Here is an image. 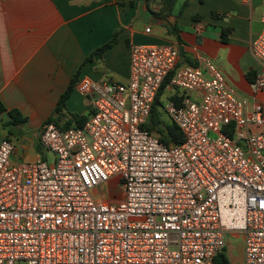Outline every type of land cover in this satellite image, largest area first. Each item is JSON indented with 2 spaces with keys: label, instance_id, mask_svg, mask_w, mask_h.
Masks as SVG:
<instances>
[{
  "label": "built area",
  "instance_id": "obj_1",
  "mask_svg": "<svg viewBox=\"0 0 264 264\" xmlns=\"http://www.w3.org/2000/svg\"><path fill=\"white\" fill-rule=\"evenodd\" d=\"M262 24L252 100L203 56L179 66L175 46L136 44L127 83H79L92 102L83 127H42L52 164L13 162L3 140L0 264H215L230 234L245 264H264V14ZM171 74L184 97L163 110L180 145L146 127Z\"/></svg>",
  "mask_w": 264,
  "mask_h": 264
},
{
  "label": "crops",
  "instance_id": "obj_2",
  "mask_svg": "<svg viewBox=\"0 0 264 264\" xmlns=\"http://www.w3.org/2000/svg\"><path fill=\"white\" fill-rule=\"evenodd\" d=\"M162 1L0 0V102L5 107L0 126L13 125L24 134L27 125L31 131L21 151L15 146L14 157L32 162L45 157L38 137L51 117L62 129L78 126L74 115L90 117L92 102L78 91L82 80L127 83L136 44L175 46L179 66H196L203 56L240 96H256L252 82L261 64L250 45L263 28L264 0H188L178 19L187 0H177L169 22L154 14L163 10ZM225 29H231L226 42ZM72 83L66 105L56 113ZM162 97L164 105L180 104L184 94L169 84ZM11 111L19 112L16 119ZM11 131L0 143L14 141Z\"/></svg>",
  "mask_w": 264,
  "mask_h": 264
},
{
  "label": "trees",
  "instance_id": "obj_3",
  "mask_svg": "<svg viewBox=\"0 0 264 264\" xmlns=\"http://www.w3.org/2000/svg\"><path fill=\"white\" fill-rule=\"evenodd\" d=\"M163 5V10L160 13H154L155 16L160 17V19L165 20L167 22L170 16L173 15V11L175 7L177 6V0H163L162 1ZM188 5V0L183 4L182 8L179 10V13L176 15L175 18H180L182 15L184 9ZM214 17H219L217 14H214ZM198 19V18H196ZM231 29H225L223 32V41L228 40V34H230ZM116 38L113 42H111L107 47L101 49L99 53H103V51L106 48H109L113 46V44L116 42ZM172 78V74L165 80L163 83L161 90L156 98V102L153 106L152 114L149 120V124L146 126L147 130L151 132L152 134L156 135L159 137L161 142H163L166 145H180L184 142V137L179 128L174 124V123H165L162 120V116L164 112V104L162 102V96L167 88V86L170 84ZM74 88V83L71 84L69 91L62 97L59 105L56 108V113H59L62 108L66 105V101L69 98L72 90ZM5 111V107L3 104L0 102V114H2ZM165 113V112H164ZM11 115L13 118L16 119V116L19 115L18 111H11ZM74 120L78 123V126L76 127H83V125L87 122L89 118H84L79 115H74L73 116ZM54 117H51L48 122L53 123L54 122ZM72 127L71 125L66 126L65 129H68ZM40 149V147H39ZM215 264H232L230 258L228 257L227 253V247H225L215 258Z\"/></svg>",
  "mask_w": 264,
  "mask_h": 264
},
{
  "label": "rangeland",
  "instance_id": "obj_4",
  "mask_svg": "<svg viewBox=\"0 0 264 264\" xmlns=\"http://www.w3.org/2000/svg\"><path fill=\"white\" fill-rule=\"evenodd\" d=\"M178 6H176V10ZM163 98V97H162ZM163 113V116H162V120L165 122V123H171V120L170 118L166 115V113L162 112ZM12 129V134H13V138H14V144L15 146L18 147V150L21 151V145L23 144L24 140H25V137H28L29 135L28 134H31V133H28V132H31L29 130V128L24 126V131L25 133L22 134L19 132L18 129L15 128V126L13 125H3V126H0V137L3 136L4 132L8 131ZM28 139V138H26ZM22 153V152H21ZM42 156H45L44 160L47 161L49 164H52L53 163V155L50 153V152H45L41 154ZM13 162H17V163H20V162H32L31 160H24V161H21V159H19L18 157H14L12 158ZM100 190V193L103 194V193H107L108 192V186L107 185H103L99 188ZM227 253H228V257L230 258L232 264H245V254H244V242H243V239H242V236L241 235H228L227 236Z\"/></svg>",
  "mask_w": 264,
  "mask_h": 264
}]
</instances>
